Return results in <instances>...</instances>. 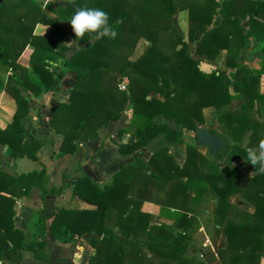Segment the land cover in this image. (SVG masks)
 I'll use <instances>...</instances> for the list:
<instances>
[{"label":"trees","instance_id":"trees-1","mask_svg":"<svg viewBox=\"0 0 264 264\" xmlns=\"http://www.w3.org/2000/svg\"><path fill=\"white\" fill-rule=\"evenodd\" d=\"M80 7L107 12L116 35L96 39L95 34L85 33L80 40L92 39L91 43L65 59L61 22ZM178 10L187 11L185 35L172 20ZM52 12L54 18L36 0H0V72L11 71L5 82L0 73V87L26 106L19 86L38 95L42 87L52 89L65 73L75 72L68 101L59 103L48 120L61 137L62 152L73 153L80 140L97 138L98 130L117 120L126 106L131 109L130 125L119 133L129 131L131 138L117 143L118 155L125 160L108 183H96L85 175L77 180L72 192L84 201V208L60 206L44 215V197L62 189H46L45 166L15 176L0 169V257L27 250L38 264H44L45 221L50 217L52 238L66 230L73 241L93 234L88 239L93 253L85 264H204L195 254H186V249L197 206L210 192L215 230L226 240L216 251L219 262L260 264L264 174L254 171L244 158L245 149L255 148L260 141L261 123L252 111L259 113L264 107V93L258 88L264 65L252 70L243 67L238 57L250 37L263 42L264 53V0H67ZM37 23L50 25L48 33H34ZM142 42L141 52L134 54ZM190 43L196 54L214 61L225 49L224 68L204 71ZM26 46L32 47L28 67L18 61ZM233 99L242 102L231 109ZM207 106L215 108L216 119L232 143L220 135L226 146L215 154L208 152L209 158L187 145L185 161L179 166L169 146L179 142L182 130L170 120L195 130L204 124L202 109ZM22 114L18 112L11 122L19 137L0 128V144L8 145L13 157L38 160L45 139L22 137ZM245 135L247 142L242 145ZM143 148L150 154L146 159L139 156ZM95 156L94 152L83 157ZM235 158L246 161L251 176L233 164ZM33 186L39 189L41 206L36 232L23 244V232L13 223L15 197L27 195ZM233 194L254 212L229 203ZM144 200L159 204L172 223H152L151 214L140 210Z\"/></svg>","mask_w":264,"mask_h":264},{"label":"crops","instance_id":"crops-1","mask_svg":"<svg viewBox=\"0 0 264 264\" xmlns=\"http://www.w3.org/2000/svg\"><path fill=\"white\" fill-rule=\"evenodd\" d=\"M36 1L42 5L44 12L48 16L54 18L55 15L52 9L56 6H63L67 0ZM181 12L184 18L185 11ZM61 24L65 29L63 44L66 49L64 51V58L69 59L76 50L88 46L92 39L85 43L79 40L78 44H73L71 47H68V42L77 38L72 32L68 21H62ZM49 29L50 25L37 23L34 27V33L45 35L48 33ZM144 43L145 42H142L140 45L136 46L134 54H139L141 52ZM31 51L32 47L26 46L18 58V61L27 67ZM221 54L222 51L218 57V66H222L223 64L224 58ZM197 56L200 57L198 54ZM205 71L208 72L210 70ZM0 73L2 75V81L5 82L6 76L10 74L11 71L2 70ZM74 82L75 72H67L54 83L52 89L46 90L42 87L41 93L38 95H34L24 90L22 86H19L20 94L26 98V106L19 104L15 100L12 92L6 91L3 87H0V128L6 130L11 135L19 137V133L11 128V122L18 112H23L20 117L22 137L30 138L35 136L38 139H45V142L37 151L38 160H32L25 156L13 157L10 155V147L6 144H0V169L7 174L15 176L20 173H27L34 170L38 171L43 165L45 166L46 173L48 174L46 189H58L60 187H62V189L55 194H49L44 197V215L50 214L60 206L84 208V201L72 192L73 186L77 180L85 175L96 183L101 184L106 182L125 160L118 155L117 143L126 142L131 138V133L129 131L119 133L120 129H126L130 125L131 109L126 106L117 120L110 121L107 125L102 126L98 130L97 138L80 140L76 144L73 153L62 152L59 148L61 137L59 134L55 133V130L48 124V120L52 111L59 103L68 101L70 89L73 87ZM260 92L264 93L262 91ZM156 119L161 120L162 118L158 116ZM259 122H264V115L259 116ZM260 130L261 128L258 133H260ZM94 152L96 155L94 158L83 157L85 155L89 156ZM141 155H143V151ZM147 157L148 155L145 156L144 159ZM241 172L248 177L252 175V170L248 165H246L245 169L241 170ZM228 202L241 210L250 213L254 212V208L247 204L237 194L230 195L228 197ZM40 206L41 199L39 189L36 186H33L27 195L15 197L13 223L23 232V244L29 242L36 232L35 223L37 210ZM141 210L149 212L155 217L159 213L160 207L156 203L145 201L141 205ZM161 218L169 221L171 220L170 217L166 216ZM49 222L50 217H47L45 221L47 228L44 244V252L47 255V260L44 264H84L87 259V253L92 251V248L88 244V239L93 234H83L78 240L73 241L71 239V232L66 230L61 235L52 238L48 229ZM218 238L220 239L221 246L224 247L226 242L225 236L220 233ZM207 241L209 245L208 248L212 250L213 254L208 264H220L212 247L211 240L207 239ZM0 264H38V262L32 258L29 251L21 250L20 252L8 253L0 257ZM260 264H264V257L261 258Z\"/></svg>","mask_w":264,"mask_h":264},{"label":"rangeland","instance_id":"rangeland-1","mask_svg":"<svg viewBox=\"0 0 264 264\" xmlns=\"http://www.w3.org/2000/svg\"><path fill=\"white\" fill-rule=\"evenodd\" d=\"M181 11H185V17L184 18L182 16ZM220 15H221L220 11H218V13L216 14L217 18H219ZM172 20L175 23L176 27L179 30H182L183 34L185 35L186 28H187V11L186 10H178L173 15ZM241 24L242 25L245 24V19H243L241 21ZM192 44L193 43H190V50L193 53V56L199 60L201 68L204 71L205 70L212 71V70H216L218 68H224V62L225 61H223L222 66H218V63H217L218 58L215 59L216 61H214V60L208 59L204 55L198 54L200 56V57H198L197 54H195V52H194ZM262 45H263V42L260 39L250 37L248 39V42L245 43V45L241 48V50L239 52V57H238L239 63L243 67H247V68H250L252 70H256V69L261 68L264 65V53L261 51ZM225 53H226V50L222 49L221 55H223V58H225V56H226ZM229 70L230 69H227V72ZM210 71H208V72H210ZM124 83L125 82H122V84H124ZM122 84H121V86H123ZM258 88L260 91L264 92V77L260 78ZM230 92L233 93L231 88H230ZM241 101L242 100H240V99H233L230 102V108L234 109L239 103H241ZM202 112H203L205 122H204V124L199 125V126H207L208 128L214 130L217 134L223 136L227 143H232L231 139L229 137L227 138L226 133L223 129V126L216 119L217 113H216L215 108L212 106H207V107H204L202 109ZM252 113H253L254 117L257 118L259 121V116L264 115V107H262L261 110H259V113L257 111H252ZM170 123L172 125H174V127L182 130L179 142H174L169 146V153L173 156V158L175 159V161L177 162V164L179 166H182L184 161H185L187 145H192V146L196 147L197 151L201 155H203L206 158H209L207 149L197 144L196 137H195V130H188L185 128H180L176 123L173 122V120H170ZM260 123H261V130H260V133H258V134H259L260 140H262V139H264V122H260ZM246 142H247V135H245L243 137L242 145H245ZM257 144H258V142H257ZM142 151H143V155H141L142 152H140L139 153L140 157H142L143 159L147 155L149 157L150 154L146 148H143ZM133 155L137 156L138 153H134ZM224 156H225V154H224ZM222 158H224V157H221L219 160H217V162H219L218 164H220V166L223 165L222 162L224 161V159L221 160ZM233 164H235L241 170H244L246 165H247L246 161L243 159H240V158H235L233 160ZM110 178H111V176L104 183H108L110 181ZM101 184H103V183H101ZM190 194H193V192H191ZM145 201H148V200H144L143 202H145ZM150 202H152V201H150ZM142 203H141V205H142ZM153 203H155V202H153ZM141 205H140V210H141ZM84 206H86V205L84 204ZM158 206L160 207L159 204H158ZM214 206L215 205H214V199L212 197V194L210 192L205 193L202 202L199 203L197 206V209H196L197 211L195 213L194 222L192 223V226L189 228V239H188V243H187L186 254H189V253L195 254V256L199 260L203 261L204 264H208V261H211V257L213 256L212 250L210 248H208L209 245L207 244L208 243L207 239L211 240L212 247H213L215 253H216L217 249L221 246L220 239L218 238L220 233H218L216 230L214 232V229H215V224H214V219H213ZM143 212H145V211H143ZM162 212L163 211L160 208L159 213L155 217L150 213L151 214V222L152 223L165 222L167 224H171L172 220L169 221V220L161 218L163 216L169 217L168 215H166ZM204 243H206V244H204ZM92 253H93V248H92V251H89L87 253V259H88V257H90L92 255ZM216 255H217V253H216ZM217 259H218V257H217ZM85 262H84V264H85Z\"/></svg>","mask_w":264,"mask_h":264},{"label":"clouds","instance_id":"clouds-1","mask_svg":"<svg viewBox=\"0 0 264 264\" xmlns=\"http://www.w3.org/2000/svg\"><path fill=\"white\" fill-rule=\"evenodd\" d=\"M68 23L77 38L68 42V47L78 44L85 33L90 36L95 34L96 39L116 35L115 28L109 24L107 12L99 8H77L68 19ZM245 152L244 159L254 166V171L264 174V139L260 140L255 148L247 147Z\"/></svg>","mask_w":264,"mask_h":264},{"label":"water","instance_id":"water-1","mask_svg":"<svg viewBox=\"0 0 264 264\" xmlns=\"http://www.w3.org/2000/svg\"><path fill=\"white\" fill-rule=\"evenodd\" d=\"M195 137L197 144L206 148L210 154H215L226 146L223 138L210 131L207 126H198L195 129Z\"/></svg>","mask_w":264,"mask_h":264}]
</instances>
